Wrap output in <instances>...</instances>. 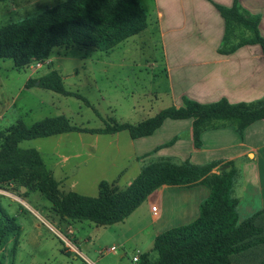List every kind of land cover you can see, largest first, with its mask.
<instances>
[{
  "label": "rangeland",
  "instance_id": "obj_1",
  "mask_svg": "<svg viewBox=\"0 0 264 264\" xmlns=\"http://www.w3.org/2000/svg\"><path fill=\"white\" fill-rule=\"evenodd\" d=\"M63 1L15 0L0 3V27L36 16ZM182 1L189 0H176L180 4ZM138 2L147 15L148 28L108 53L62 47L56 49L49 59L25 68H15L11 60H0V133L19 120L31 126L57 116L66 117L84 131L19 144L21 149L37 150L44 170L59 183L62 194L74 192L96 197L102 181L115 190H123L144 165L160 158L159 153L139 156L140 152L175 136L178 145L182 143L179 149L183 151L187 150V141L192 144L189 121L183 122L187 129H180L177 122L167 120L151 137L137 140H132L127 132L114 135L90 133L103 129L111 120L136 125L168 107L182 106V97L198 101L190 95L194 90L192 85L183 92L184 89L176 84L180 72L184 74L192 70L193 57L184 61L182 57L172 56L167 67V56L157 26L155 0ZM191 47L194 44L187 43L185 49ZM175 50L179 53L178 49ZM50 71L58 73L71 96L47 91L37 85L26 88L28 79L38 80ZM191 83V79L183 80L186 88ZM232 133L234 136L226 133L225 137H217L214 142L206 136V150L192 158L201 163L198 165L234 158L240 148L235 131ZM255 137L252 138L253 144L262 148L256 154L257 160L244 162L240 157L232 159L238 170L235 185L240 182L237 188L234 186L239 221L262 208L261 202L256 200L258 198H247L241 193V181L245 175L247 182L251 183L253 176L250 175L259 171L264 180V134ZM173 162L183 160L176 157ZM0 207L8 216L15 217L19 225V230L10 237L0 232V264H136L132 258L140 256L134 248L135 242L121 244L147 224L145 212L143 216L132 214L122 223L106 227L71 221L57 214L30 179L0 185ZM5 224L0 214V229ZM65 240L73 245L72 250L66 246ZM111 247L115 251H110ZM252 250L234 257V260L242 264H248L247 259L255 262L258 257H252ZM145 253L151 259L156 258L154 252ZM81 257H86L89 262Z\"/></svg>",
  "mask_w": 264,
  "mask_h": 264
},
{
  "label": "trees",
  "instance_id": "obj_2",
  "mask_svg": "<svg viewBox=\"0 0 264 264\" xmlns=\"http://www.w3.org/2000/svg\"><path fill=\"white\" fill-rule=\"evenodd\" d=\"M13 1L0 0V3ZM208 1L224 22V35L218 48L220 55H230L239 48L253 45H258L264 52L259 15L245 11L239 5V0H233L230 7ZM147 28V15L138 0H65L36 16L0 27V60H11L15 68H25L49 59L56 49L62 47L108 53ZM35 85L71 96L56 71L26 82V88ZM185 119L192 120L193 146L200 149L201 134L205 131L232 126L242 137L250 125L263 120L264 97L238 103H230L225 98L212 103H198L182 97V106L168 107L136 125L111 120L103 129L90 133L114 135L127 132L132 140H137L153 135L166 120ZM77 132L84 131L64 116L45 118L31 126L19 120L7 131L1 132L0 185L30 179L60 217L99 227L123 222L162 186H204L209 190V195L199 204L198 218L156 236L151 249L156 258L151 259L148 253H143L136 264H242L234 257L252 249V257L258 259L250 262L246 258V262L264 264V207L239 221L234 186L237 188L240 182L235 185L238 170L232 160L194 165L188 160L175 163L171 158H159L144 165L123 190H115L102 181L96 197L74 192L62 194L59 183L44 170L37 150L21 149L19 144ZM177 139L173 137L152 153L173 145ZM0 214L6 222L0 232L10 237L19 230L16 218L8 216L1 207Z\"/></svg>",
  "mask_w": 264,
  "mask_h": 264
},
{
  "label": "crops",
  "instance_id": "obj_3",
  "mask_svg": "<svg viewBox=\"0 0 264 264\" xmlns=\"http://www.w3.org/2000/svg\"><path fill=\"white\" fill-rule=\"evenodd\" d=\"M161 1L160 3L159 0H155V8L159 37L163 41L165 56H167V67L172 56L182 57L184 61L193 57L192 62L195 67L192 66V70H188L184 74L180 72L176 77V84L184 89L183 92L192 85L194 90L190 95L197 99L198 103H212L221 98L227 99L230 103L252 102L264 97V52L258 45L244 46L230 55H220L218 48L224 35V22L208 0L182 1V4L177 3L176 0ZM210 1L226 7H230L233 3V0ZM239 5L248 13L260 16L259 31L264 37V0H239ZM187 43L194 44V47L185 49ZM175 49H178L179 53ZM190 79L192 83L186 88L183 80ZM173 121L179 124L180 129H187L188 126L191 128V119ZM186 121L190 122L188 126L183 125V122ZM233 131V127H224L203 132L200 149H195L193 142L190 144L187 141L185 143L187 150L183 151V149H179L182 143L178 145L179 142L176 141L173 145L156 150L155 153H159L160 158L176 159L177 157L198 165L201 163L197 162L195 157L206 150L204 145L206 136L208 140L214 142L217 137L221 139L225 137L226 133H231V136H234ZM259 132L264 134V119L250 125L242 137L235 132L240 152L234 158L240 157L244 162L257 160L256 154H259L262 148L253 144L252 138H256L255 135H259ZM169 141L154 148H146L140 152L139 156L152 153L157 147ZM193 156L195 157L192 158ZM234 158H230V160ZM251 176H253V182H247L246 175L241 181V193L247 198H258L256 200L261 202L263 208L264 180L262 173L255 171ZM133 180L129 181L126 186ZM208 195L209 190L204 186L190 188L162 186L158 188L132 213H139L143 216L145 212L147 224L124 240L121 245L133 241L136 243L134 248L137 249V254L141 255L151 251L156 236L171 228L195 221L199 215V204ZM153 206L156 207V212L151 211Z\"/></svg>",
  "mask_w": 264,
  "mask_h": 264
},
{
  "label": "built area",
  "instance_id": "obj_4",
  "mask_svg": "<svg viewBox=\"0 0 264 264\" xmlns=\"http://www.w3.org/2000/svg\"><path fill=\"white\" fill-rule=\"evenodd\" d=\"M151 211L156 212V207H155V206L151 207ZM65 244H66V246H67L70 250H72L73 245H72L68 240H65ZM110 251H115V248H114V247H111V248H110ZM81 258H82L84 261L89 262L88 259H87L86 257H81ZM132 261H133L134 263H136V262L138 261V257H137V256H134V257L132 258Z\"/></svg>",
  "mask_w": 264,
  "mask_h": 264
}]
</instances>
